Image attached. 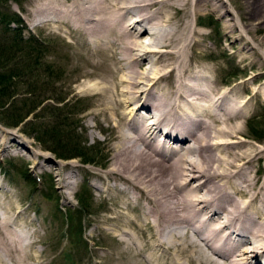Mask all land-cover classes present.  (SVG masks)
<instances>
[{"label": "bare ground", "instance_id": "bare-ground-1", "mask_svg": "<svg viewBox=\"0 0 264 264\" xmlns=\"http://www.w3.org/2000/svg\"><path fill=\"white\" fill-rule=\"evenodd\" d=\"M233 1L235 12L226 0L35 3L38 25L102 57L84 75L99 78L95 94L108 121H126L116 126L107 179L96 184L136 210L116 212L105 231L121 245L118 264H264V177L258 182L251 171L264 147L241 136L253 100L264 101V36L259 48L247 41L239 48L243 58L256 57L257 72L237 96L218 85L213 67L192 61L206 11L225 22L240 17L241 38L253 21L264 32V0ZM13 218H0V252L24 264L27 236L11 228Z\"/></svg>", "mask_w": 264, "mask_h": 264}, {"label": "rangeland", "instance_id": "rangeland-1", "mask_svg": "<svg viewBox=\"0 0 264 264\" xmlns=\"http://www.w3.org/2000/svg\"><path fill=\"white\" fill-rule=\"evenodd\" d=\"M36 1L21 0L22 8L17 3L8 2L22 15L26 37L34 35L46 45L40 53L42 57L35 64L38 68L25 70L22 79L16 81L18 89L31 92L23 95L29 103L39 104L50 98L26 120H33L34 124H38L36 119L43 120L51 126L50 130H56L62 136L67 129L64 123H56L67 114L78 129L77 139L82 145L79 150H83L85 157L59 158L54 151L44 149L23 131L24 125L7 127L0 121V218L6 215L17 217L11 228L26 234L28 257L24 264H118L121 245L105 231L113 229L111 216L116 212L122 210L135 215L136 210L127 208L126 202L121 197L117 198L115 192L102 193L96 184L107 179L116 135L126 121L117 122V117L112 122L108 121L103 115V106L99 108L101 99L95 94L100 86L99 78L84 75L86 71L93 70L89 62L102 57L94 56L78 45L77 38L69 33L38 25L33 20ZM226 1L235 12L234 1ZM197 20L205 35L203 45L194 51L193 63L213 67L218 85L221 83L226 89L234 87L235 95H239L244 90L239 83L257 72L252 62L256 57L243 58L239 48L246 41L250 48H259L258 40L262 39L264 32H258L253 21V28L248 29V33L242 32L241 38L239 34L245 23L240 17L225 22L210 11ZM226 31L231 38L224 36ZM234 38L242 40L236 45L238 41L235 42ZM20 58L17 55L12 65L22 68L23 62L37 60L35 56ZM36 80L42 86L34 89L32 85ZM241 121L242 138L264 147V101L255 98L251 111ZM83 159L92 162L85 163ZM259 167L261 170L258 171ZM251 171L258 175L260 182L264 177V159L255 162ZM70 176L73 177L67 178ZM66 179L73 182L72 187L64 185ZM16 254L14 252L12 256ZM12 258L0 252V263L18 264L17 258Z\"/></svg>", "mask_w": 264, "mask_h": 264}, {"label": "trees", "instance_id": "trees-1", "mask_svg": "<svg viewBox=\"0 0 264 264\" xmlns=\"http://www.w3.org/2000/svg\"><path fill=\"white\" fill-rule=\"evenodd\" d=\"M9 1L17 3L21 8L23 4L21 0H0V121L7 127L24 125L23 131L38 141L44 149L54 151L59 158H84L83 150H79L82 145L77 139L76 130L78 129L67 114L62 116L63 120L61 122L56 123L59 125L64 123L65 129H67L62 136L60 132L50 130L51 126H47L43 120L36 119L38 124H34L33 120H26L30 114L38 110L50 98L44 99L39 104L33 101L29 103V99L26 96L23 97V95H30L31 92L18 89L16 81L18 78L22 79L25 70L32 69V67L38 68L35 64L42 57L40 53L43 52L42 50L45 49L46 45L34 35L26 37L24 34L26 26L23 17L11 8V5L8 4ZM17 55L21 56V60L25 56L27 58L35 56L37 60L35 62H23L22 68L15 67L12 64ZM20 59L17 60L20 61ZM7 64H9L8 68H4ZM40 85L42 86V83L36 80L32 88L36 89V86ZM33 124L35 126L32 127ZM29 125L31 132L29 131ZM84 162L92 161L86 159Z\"/></svg>", "mask_w": 264, "mask_h": 264}]
</instances>
